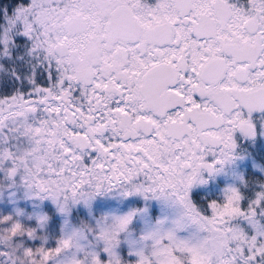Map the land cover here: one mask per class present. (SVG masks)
Here are the masks:
<instances>
[{"label": "snow or ice", "instance_id": "obj_1", "mask_svg": "<svg viewBox=\"0 0 264 264\" xmlns=\"http://www.w3.org/2000/svg\"><path fill=\"white\" fill-rule=\"evenodd\" d=\"M262 136L264 0L0 4V264H264Z\"/></svg>", "mask_w": 264, "mask_h": 264}, {"label": "flooded vegetation", "instance_id": "obj_2", "mask_svg": "<svg viewBox=\"0 0 264 264\" xmlns=\"http://www.w3.org/2000/svg\"><path fill=\"white\" fill-rule=\"evenodd\" d=\"M245 148L248 150V152L250 153V155L243 160L238 161V168L240 169V171L242 173H244L246 170H252V162L253 161H260L263 163V161L261 160L264 157V136L259 137L256 140L255 145H252L250 142L245 144ZM258 150L259 154H258ZM261 152H262V157H261ZM243 161L245 162V165H243ZM249 162H251V164H249ZM258 177L261 179L262 175L258 174ZM230 183L229 178L225 177V176H219L217 177L215 180H213L211 182V184L207 187V189H205V194L208 193V191L211 190H215V193L217 196H219L222 193L223 188L226 186V184ZM202 189L200 187H198L196 189V191H201ZM0 208L4 209L5 211H11V206L7 205V204H0ZM151 209L153 210L152 213L153 214H157L165 211L164 207L157 201H153L151 202Z\"/></svg>", "mask_w": 264, "mask_h": 264}, {"label": "rangeland", "instance_id": "obj_3", "mask_svg": "<svg viewBox=\"0 0 264 264\" xmlns=\"http://www.w3.org/2000/svg\"><path fill=\"white\" fill-rule=\"evenodd\" d=\"M261 157H262V152H261ZM261 160L263 161V163L260 162L259 160H258V161H253V162H252V167H253V169H252V170H249V171L246 170V171L243 173L247 179H249V180H253V179L264 180V172H261V171H260V169H264V157H263ZM249 164H251V162H249ZM243 165H245V162H244V161H243ZM237 171H238V172H241L239 168L237 169ZM241 173H242V172H241ZM258 174H261V175H262V178H261V179L258 177ZM29 210H31V209H30V206H29ZM152 211H153V210L151 209V213H152ZM163 212H164V211H162V212H160V213L157 212V214H153V213H152L153 219H155V218L161 216V215L163 214ZM137 227H140V224H138ZM29 243H33V242H32V241H29ZM34 243H35L36 245H39L41 242H40V241H35ZM50 246H51V247H55V241H51V242H50Z\"/></svg>", "mask_w": 264, "mask_h": 264}, {"label": "trees", "instance_id": "obj_4", "mask_svg": "<svg viewBox=\"0 0 264 264\" xmlns=\"http://www.w3.org/2000/svg\"><path fill=\"white\" fill-rule=\"evenodd\" d=\"M12 0H0V4H9Z\"/></svg>", "mask_w": 264, "mask_h": 264}]
</instances>
